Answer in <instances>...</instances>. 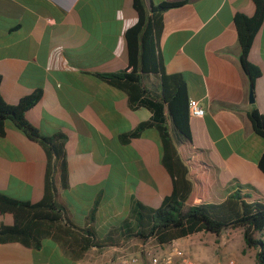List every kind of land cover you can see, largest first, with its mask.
<instances>
[{
  "label": "crops",
  "instance_id": "1",
  "mask_svg": "<svg viewBox=\"0 0 264 264\" xmlns=\"http://www.w3.org/2000/svg\"><path fill=\"white\" fill-rule=\"evenodd\" d=\"M150 1L182 3L163 14L158 52L165 72L183 74L189 99L205 109L202 118H189L191 143L177 146L192 184L187 204L218 203L238 188L264 202V175L257 165L264 139L254 135L247 115L253 107L264 115V19L248 54L261 72L250 103L234 16H252L253 2L144 0L146 7ZM136 21L132 0H0V95L16 105L42 90L25 119L42 135H64L68 188L57 185L56 193L66 208L64 223L90 229L98 239L128 214L133 198L157 208L173 190L155 126L124 138L149 122L152 113L145 107L132 109L122 91L97 77L127 68L125 33ZM145 83L160 92L157 77L150 75ZM166 123L170 127L167 118ZM45 168L42 147L7 124L0 137V193L39 202ZM80 189L95 195L88 207L73 214L69 195ZM13 224L11 214L0 213V226ZM72 232L67 239H45L39 250L0 244V264H117L113 252L120 248L83 250L72 236L82 240L85 234ZM172 244L203 263L232 259L256 264V251L245 249L241 229L218 236L200 232Z\"/></svg>",
  "mask_w": 264,
  "mask_h": 264
},
{
  "label": "trees",
  "instance_id": "2",
  "mask_svg": "<svg viewBox=\"0 0 264 264\" xmlns=\"http://www.w3.org/2000/svg\"><path fill=\"white\" fill-rule=\"evenodd\" d=\"M251 1L255 6L254 14L246 16L237 13L234 24L240 48V66L253 91L261 72L249 62L248 54L254 35L264 19V0ZM180 5L182 3L171 2L153 5L150 1L149 7H146L144 0H132L137 21L125 33L127 68L97 74L108 86L122 91L132 109L145 107L152 113L149 122L139 124L124 138L138 137L145 129L155 126L161 142L162 162L173 181L172 192L163 198L157 208L148 207L133 198L128 214L118 224L109 227L102 239H98L90 229L75 228L67 221L64 223L66 208L56 201L57 185L62 189L68 188L64 135H42L25 119L26 112L40 102L42 90L37 89L21 98L16 105L5 103L0 95V137L4 136L6 125L9 124L29 140L38 143L46 155L44 193L39 202H22L0 193V213H9L14 219L12 226H0V244L19 243L39 250L45 239L55 236L61 239L59 235L67 239L75 230L85 234L82 240L72 236L73 242L81 243L83 250L121 249L132 241L142 244L153 241L157 245L167 246L200 232L218 236L225 230L241 229L245 249L255 250L256 264H264L262 199L238 188L218 203L187 204L192 184L187 178L188 167L179 156L177 146L191 143L188 89L183 74L165 72L163 59L158 52L163 14ZM150 75L159 79L160 92L146 85L145 78ZM247 115L254 135L264 139V115L254 107ZM257 165L264 175V153ZM92 213H89V219Z\"/></svg>",
  "mask_w": 264,
  "mask_h": 264
},
{
  "label": "built area",
  "instance_id": "3",
  "mask_svg": "<svg viewBox=\"0 0 264 264\" xmlns=\"http://www.w3.org/2000/svg\"><path fill=\"white\" fill-rule=\"evenodd\" d=\"M205 109L196 100L189 99L188 115L189 118H202ZM157 248L162 246L157 245ZM167 249L160 251L155 248H145L140 253H125L117 258V264H211L203 263L190 258L186 253L175 244L167 245ZM213 264H235L234 260L219 261Z\"/></svg>",
  "mask_w": 264,
  "mask_h": 264
},
{
  "label": "rangeland",
  "instance_id": "4",
  "mask_svg": "<svg viewBox=\"0 0 264 264\" xmlns=\"http://www.w3.org/2000/svg\"><path fill=\"white\" fill-rule=\"evenodd\" d=\"M94 195L95 194H93L91 192H87V190H85V189H80L77 193L70 194L69 195L70 198L68 200V203L71 206L72 213L73 214H78L85 207H88L92 203V199H93ZM123 195L124 194H117L118 198H120L119 196L123 197ZM102 205H104V201H103ZM190 243H191V241H190ZM190 243H189V248L191 250L192 246H191ZM157 247H158L157 244L155 242H153V241H148V242H146L144 244H142V243H140L138 241H132V242H129V243L125 244L124 247L119 250V252L118 251H114L113 252V256H114V258L116 257V261H117V258L121 254V252L132 254V253H140L145 248H155V249L160 250V251L166 250L168 248L167 246H162L160 248H157ZM180 247L183 250H185L182 246H180ZM188 255H189L190 258H193L192 254L188 253ZM109 257H110V255L106 256L105 257L106 260ZM251 258H252V256H251Z\"/></svg>",
  "mask_w": 264,
  "mask_h": 264
},
{
  "label": "water",
  "instance_id": "5",
  "mask_svg": "<svg viewBox=\"0 0 264 264\" xmlns=\"http://www.w3.org/2000/svg\"><path fill=\"white\" fill-rule=\"evenodd\" d=\"M248 100H249L250 103L253 102V91H252V88H250Z\"/></svg>",
  "mask_w": 264,
  "mask_h": 264
}]
</instances>
